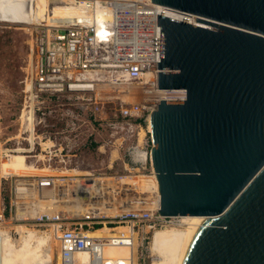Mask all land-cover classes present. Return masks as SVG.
<instances>
[{"label": "built area", "instance_id": "1", "mask_svg": "<svg viewBox=\"0 0 264 264\" xmlns=\"http://www.w3.org/2000/svg\"><path fill=\"white\" fill-rule=\"evenodd\" d=\"M46 1L75 17L40 19L33 27L34 73L26 126L16 148L0 145V166L2 160L23 153L31 154L30 159L23 156L30 169L71 166L70 153L81 144L85 103L97 125L99 155L107 157V168L117 165L124 173L75 168L40 175L0 171V238L23 230L50 233L57 250L56 257L45 262L49 264H138L155 231L182 227L181 217L158 214L157 190L141 195L135 190L145 186L132 183L139 176L155 179L146 145L139 142L137 121L148 123L160 100L185 95L181 89H158L157 13L164 9L197 17L150 0ZM64 107L77 111L67 113ZM21 141H27L28 148H21ZM114 152L117 157L112 158ZM130 193L133 200L123 202L127 208L113 214L102 210L117 206L113 201L118 195ZM107 197L109 204L103 202ZM113 248L126 249V259L107 255Z\"/></svg>", "mask_w": 264, "mask_h": 264}, {"label": "water", "instance_id": "2", "mask_svg": "<svg viewBox=\"0 0 264 264\" xmlns=\"http://www.w3.org/2000/svg\"><path fill=\"white\" fill-rule=\"evenodd\" d=\"M161 9L148 116L158 214L197 216L172 264H264V0H150Z\"/></svg>", "mask_w": 264, "mask_h": 264}, {"label": "rangeland", "instance_id": "3", "mask_svg": "<svg viewBox=\"0 0 264 264\" xmlns=\"http://www.w3.org/2000/svg\"><path fill=\"white\" fill-rule=\"evenodd\" d=\"M51 1L53 2V0ZM54 6V4L49 5L46 0L0 1L1 148H16L18 146L17 140H21L20 137H22L21 131L24 126H26V121L24 119L26 116H28L27 113L30 108V103L28 101L29 86L34 73V43L33 34H31L33 27L37 26V24L41 22L40 19L51 20L54 19V15H70L68 10ZM27 29H29V31ZM83 109L84 113L82 115L83 126L81 144L79 149L70 153L69 160L71 166L66 168L60 167L61 169L58 167V169H54L59 165H53L51 168L46 169L39 165V167L30 169V167L24 161L23 156H26V158L28 157V159H30L29 156L31 154L23 153L17 155L14 154L15 160L22 165L21 167L18 166L16 171H20L21 169H29L28 172L24 173L25 175H40L45 173L67 172L72 168H75L79 172L99 171L116 172L118 174L124 173L123 169L117 165H114L111 169L107 168V157L99 155L97 151L99 142L97 140L98 133L96 131L97 125L94 122V115L85 103L83 104ZM64 111L70 113L71 111H77V109L74 107H64ZM53 121L54 120H51L50 122ZM137 130H139L140 143L143 142L144 145H146V149L149 153L151 141L148 123L145 121L140 122V126ZM100 132L102 133V131ZM25 136L27 135L25 134ZM21 142L22 144L20 143L19 145L21 148H28L27 141ZM113 155V157H117L115 152ZM53 159L55 158L53 157ZM141 179H145V187L142 190L135 191H138V193L141 195H146L145 193H149L152 191V188H154L152 178L142 177ZM143 183L144 182H142V184ZM7 195L8 189L6 186H4V189L1 190V196L4 199L5 204L7 202ZM30 231L35 232L34 230ZM150 241L151 240H149L146 244L147 251L145 253V258L142 261H139L138 264H153L157 262L156 255L152 254L149 250ZM49 246V253L54 259L56 257L57 246L53 238L51 245L49 244Z\"/></svg>", "mask_w": 264, "mask_h": 264}, {"label": "bare ground", "instance_id": "4", "mask_svg": "<svg viewBox=\"0 0 264 264\" xmlns=\"http://www.w3.org/2000/svg\"><path fill=\"white\" fill-rule=\"evenodd\" d=\"M52 13V12H51ZM75 13H71L70 15L56 16L54 18H74ZM31 26V25H30ZM29 31V29H27ZM142 134V133H140ZM140 141V139H139ZM116 153V152H115ZM114 155H112L113 158ZM18 166H22L19 162H17L13 157L8 160H2L0 171L2 174H21L28 172L29 169H21L20 171H16ZM142 182H144L142 184ZM132 183L138 184L139 186H145V179H141V176L133 178ZM153 187L157 190V184L152 178ZM144 185V186H143ZM120 197H115L113 203H116L117 206H106L102 209L105 213H116L117 211L123 210L128 206L123 205V202L126 200H133L132 194L127 196L118 195ZM128 197H130L128 199ZM139 199L142 197H138ZM145 200V199H144ZM105 203H110V199L107 197ZM122 205V206H120ZM121 207V208H119ZM190 218H198V219H208L206 217H197V216H183L182 219V227L187 223V220ZM183 228L180 229H166V230H157L153 233L149 250L152 254L156 255L157 262L153 264H172L173 257L175 254V250L181 235ZM52 242V236L50 233L45 235H41L39 233H34L32 231L23 230L16 234H10L3 238H0V264H41L48 261L49 257H51L49 253V249ZM132 252L129 251V254ZM107 255L117 256L119 259H126L128 251L123 248H113L106 250ZM121 264H128L127 262H123ZM130 264V263H129ZM135 264V262L131 263Z\"/></svg>", "mask_w": 264, "mask_h": 264}, {"label": "trees", "instance_id": "5", "mask_svg": "<svg viewBox=\"0 0 264 264\" xmlns=\"http://www.w3.org/2000/svg\"><path fill=\"white\" fill-rule=\"evenodd\" d=\"M137 122H142V121H137Z\"/></svg>", "mask_w": 264, "mask_h": 264}, {"label": "crops", "instance_id": "6", "mask_svg": "<svg viewBox=\"0 0 264 264\" xmlns=\"http://www.w3.org/2000/svg\"><path fill=\"white\" fill-rule=\"evenodd\" d=\"M140 139V138H139ZM140 142V141H139Z\"/></svg>", "mask_w": 264, "mask_h": 264}]
</instances>
